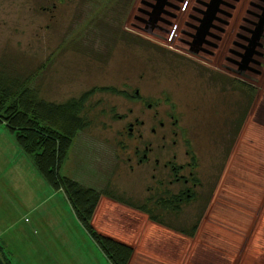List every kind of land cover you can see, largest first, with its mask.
Masks as SVG:
<instances>
[{"label":"rangeland","instance_id":"1","mask_svg":"<svg viewBox=\"0 0 264 264\" xmlns=\"http://www.w3.org/2000/svg\"><path fill=\"white\" fill-rule=\"evenodd\" d=\"M144 2L152 0H0V69L29 78L28 85L48 101L92 91L83 112L88 125L74 137L60 174L119 198L101 195L92 224L98 233L133 247L129 264H264V102L258 100L264 77L256 80L264 72V32L244 68L233 74L223 65H207L215 57L191 54L173 40L172 25L144 31L139 20L148 9ZM174 3L165 19L186 29L184 16L196 15L192 7L202 6L198 0ZM259 7L264 0L230 1L225 7L224 22H216L220 29L212 32L220 37L221 28L234 26L240 36L238 46L229 43L236 54L225 48L220 64L235 67L227 56L242 62L252 27L248 20H257ZM175 14L182 15L181 22ZM211 72L225 81L211 79L216 77ZM229 79L250 86L251 95L233 89ZM135 90L137 99L158 105L162 113L175 110L181 133L170 139L181 148L179 159H185L186 140L197 157L198 200L183 201L176 215L155 208L160 194L153 189V171L149 165L136 167L120 148V142L132 145L120 135L127 124L134 117L148 121L153 113L124 97ZM260 111L263 130L257 131ZM147 199L157 221L132 207ZM2 208L19 219L6 238L13 233L12 251L27 264H109L64 193L49 188L0 124ZM51 248L59 260L47 252Z\"/></svg>","mask_w":264,"mask_h":264},{"label":"flooded vegetation","instance_id":"2","mask_svg":"<svg viewBox=\"0 0 264 264\" xmlns=\"http://www.w3.org/2000/svg\"><path fill=\"white\" fill-rule=\"evenodd\" d=\"M188 1L189 0H185V4H187ZM211 1L212 0H198V4L202 7L193 6L192 10L196 13V15L193 13H187L184 16L185 18L183 21L182 15L175 14L173 16L174 19L179 18L180 22L182 21L186 29L178 28V24H170L172 22L166 21L165 19L166 16H169L170 10L175 8L173 0H164L161 7H155V11H159V13L156 15V20L154 22H152L153 16L151 17L150 13L153 10L152 5H156L158 1L152 0V2H144L148 9L145 11L143 10L144 18H139V20L144 26V31L148 33L155 28H160L158 25L159 23L174 26L175 28L172 32L173 40L177 39L178 42L186 45L191 54L206 52L208 55L215 57L214 59H211V61L206 60V62L208 61L207 65L213 66V69H220L219 66L223 65L229 72L239 74L244 68V64L247 63L252 49L254 51V48L259 45V40L263 35L264 29L257 35V27L261 21V14L264 12V7H259L262 13H256V21L248 20L252 27L249 28L250 37L247 38L248 46L245 48L246 53L242 54V62L239 63L235 59H231L228 56L226 57V59L232 63L233 66H235L232 68L229 67V63L220 64V62H218V57H220L219 55L225 53L226 49L227 52L230 51L236 54L233 48L229 46V43L231 42L238 46L239 43L235 38L240 36L239 33L233 30L234 26H230L226 29L221 28V32L223 34L225 32V35L222 34L220 37H216V34L212 32V29H220V27L218 28L215 23L224 22L221 15H225V7L230 4V1L239 2L241 0H219L218 5L214 7L215 12L213 14L208 12V4H210ZM235 7L236 5L233 6V9H235ZM230 17H232V15ZM229 23L230 22H227L226 25H229ZM162 30L164 29L162 28ZM167 33L169 32L167 31ZM231 35L234 37L231 38ZM208 37L216 38L217 44L213 43L214 40L212 38L208 41ZM207 46L210 48H216L219 53L218 51H210ZM214 64L218 67L215 68ZM210 74L216 76H212L211 79L216 78L219 82L225 81L224 76H221L220 74L212 72ZM226 82H229L230 85L232 84L233 89L244 88L248 97L251 95L250 86L244 85V83L240 81L237 82L234 79L226 80ZM138 94V90H135L133 95L123 93L125 98L138 100L141 105H145L147 110L152 109L153 113H151L148 117V121L134 117L133 121L127 124L126 129L123 130L120 135L122 137L126 136L128 138L127 140H131L132 145L120 142V148L123 152L129 153L127 159H133L136 167L143 165L145 167L150 166L149 168L153 171L151 176L155 181L153 188L154 192L160 194L157 201L161 203L162 198L164 201H167V206L170 205L173 207L170 209H175L177 207L180 209L183 201L190 203L198 200L195 190L200 187L202 183L198 180L196 174L198 170L197 157L192 151H190L188 141L186 140L182 143L185 159H179V152L181 148H179L176 139H170V137L173 136L176 138L181 133L179 128V118L177 117L175 110L170 108V110L162 113L158 105H152V103L145 104L143 99H137ZM143 112H145V110H143ZM161 114L163 115V118L161 117ZM146 122L149 127L145 129ZM131 168H133V166H131ZM172 187L174 190H171Z\"/></svg>","mask_w":264,"mask_h":264},{"label":"trees","instance_id":"3","mask_svg":"<svg viewBox=\"0 0 264 264\" xmlns=\"http://www.w3.org/2000/svg\"><path fill=\"white\" fill-rule=\"evenodd\" d=\"M28 79L16 72L11 74L0 69V124H4L13 134L19 149L30 159L49 188L64 193L76 219L109 263L129 264L134 253L133 247L98 233L92 224L101 195L114 201L119 198L108 190L85 187L60 174L74 137L88 125L83 112L92 91L83 92L64 102L48 101L28 85ZM110 91L113 90L110 88ZM149 199L132 207L145 211L152 221H157L146 206ZM167 205V201L162 198L161 203L157 200L154 203L155 208L162 212L178 213V207L170 209L173 207ZM0 256L5 264H11L1 245Z\"/></svg>","mask_w":264,"mask_h":264},{"label":"crops","instance_id":"4","mask_svg":"<svg viewBox=\"0 0 264 264\" xmlns=\"http://www.w3.org/2000/svg\"><path fill=\"white\" fill-rule=\"evenodd\" d=\"M4 126V124H3ZM5 127V126H4ZM6 128V127H5ZM6 130L8 131V129L6 128ZM4 136V135H3ZM6 137V136H5ZM8 137V136H7ZM99 203L104 200L103 197H101L99 199ZM17 210L19 211V213L21 214V210H19V208H17ZM48 211V209H46ZM51 211V210H50ZM13 213L10 214V212H8L5 208H2L0 210V245L2 246V251L5 254V256L9 259L11 264H27V262H25L24 260H22L17 254H15L12 250V243H16L17 239H13V233L12 235L9 237L10 239L7 240V236H8V232L9 229L11 228H17L18 226V220L19 219H15V212L12 210ZM92 223H93V219H92ZM15 231V230H14ZM86 233V232H85ZM90 238V237H89ZM90 241V240H89ZM11 243L9 245V243ZM92 243V242H91ZM32 247L36 248V243L33 242L32 243ZM94 249L96 251H98L99 249L97 248V246L94 244ZM98 249V250H97ZM47 252H50L49 254H51L52 258H54L55 260H59L58 259V255L57 253H55L53 251V249L51 248L50 250L47 249ZM101 253V255L104 257V259L109 263V261L105 258V256L102 254V252L100 251L99 254ZM29 264V263H28ZM31 264V263H30ZM110 264V263H109Z\"/></svg>","mask_w":264,"mask_h":264},{"label":"water","instance_id":"5","mask_svg":"<svg viewBox=\"0 0 264 264\" xmlns=\"http://www.w3.org/2000/svg\"><path fill=\"white\" fill-rule=\"evenodd\" d=\"M157 1H158V3H156V5L155 4L152 5L153 10L150 13L151 17L153 16L152 22H154L156 20V15L159 13V11H155V7L156 6L161 7L163 5V2H164V0H157ZM218 3H219V0H212L210 2V4H208L209 5L208 12L213 14L215 12V10H214L215 8L214 7H216L218 5ZM212 8H213V10H212ZM261 17H262L261 21H260V23H259V25L257 27V35L260 32H262V30L264 29V12L261 14ZM0 264H5L4 261L2 260L1 256H0Z\"/></svg>","mask_w":264,"mask_h":264},{"label":"bare ground","instance_id":"6","mask_svg":"<svg viewBox=\"0 0 264 264\" xmlns=\"http://www.w3.org/2000/svg\"><path fill=\"white\" fill-rule=\"evenodd\" d=\"M263 71V70H262ZM264 72H261V74L257 77V79L256 80H258V81H262L263 80V77H264ZM253 77H254V75H252ZM258 100H259V103L260 102H264V91H263V89H260V91H259V94H258ZM259 105V104H258ZM260 105H262V103H260ZM256 107H257V104H256ZM261 107V106H260ZM258 108V107H257ZM264 112V111H263ZM262 112L260 111L257 115H256V117H255V119H254V128L258 131V130H263V128H262ZM264 123V122H263Z\"/></svg>","mask_w":264,"mask_h":264}]
</instances>
